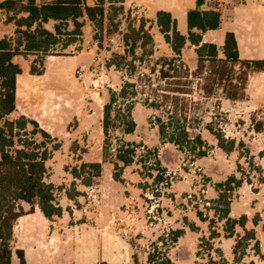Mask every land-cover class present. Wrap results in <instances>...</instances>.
Listing matches in <instances>:
<instances>
[{"label":"trees","instance_id":"16d2710c","mask_svg":"<svg viewBox=\"0 0 264 264\" xmlns=\"http://www.w3.org/2000/svg\"><path fill=\"white\" fill-rule=\"evenodd\" d=\"M126 1L52 0L38 3L37 0H4L0 2V13L4 16V24L13 28L10 36L0 37V264H12L13 254L17 256L18 264H26L23 252L14 250L13 245L12 230L19 217L33 213L37 207L48 220L60 218L64 210L59 205L58 194L64 192L67 199L74 200L80 195L76 191L77 182L86 188L97 184L104 163L113 166L114 180L123 182L121 179L123 170L135 163L140 144L118 140L113 155L110 154L113 144L112 133L115 130L120 129L122 135H132L136 130V123L132 117L136 92L128 93L130 88H135L133 84L124 83L119 92L110 91L109 100L102 110L104 136L102 163L81 162L79 166H74L70 170L66 167L65 171H69L73 179L69 189L46 181L47 162L53 152L60 149V143L43 131L32 119L24 116L9 118L16 111V80L22 74V69L14 59L34 56L29 73L33 76H42L47 57L60 56L59 54L69 47L81 42L85 22H88L92 29L93 40H100L105 23L113 22L110 12L116 15L123 12ZM205 2L206 0H195V7L187 12L186 35L180 34L177 30V21L170 13L164 11L157 12L153 22L140 19L137 25L128 23L126 33L122 35L124 54L113 55L106 66H113L118 71H122L126 66L133 71L135 61H143L144 56H152V49L143 52L140 57H137L136 51L156 45L152 34L151 24H153L171 52L170 57H161L155 63V66L159 67V78L163 82H168L169 86H174L173 89H155L153 92L162 91L163 100H169L175 108L181 102L180 96L191 94L189 89H184L188 83H183L181 80L194 78L203 81L202 84H198L197 89L205 99L245 100L247 78L253 73H264V60H241L235 35L231 32L225 34L221 48L214 44L203 43V35L208 31L218 30L221 25V13L216 5L213 9H205ZM50 22L53 23L51 30L46 28ZM186 46L193 47L195 66L192 70L183 61V51ZM128 97L132 99L131 102L120 103L117 106L120 101L127 102ZM164 105V102H152L150 99L143 101L145 108L153 111L161 110L168 116L170 113L163 109ZM153 119L157 122L160 144L169 143L179 152L190 151L193 154L196 145L203 146L204 141L200 135L190 139L188 128L184 125L179 127V121L173 126L170 121L172 117ZM208 130L223 153L229 154L235 150L234 140L227 139L223 133L215 132L212 128ZM75 150L76 147L72 146V151ZM205 155V151L198 152L200 158ZM149 158H152L155 167L157 166L153 169L156 171L154 182L161 183L166 170L161 167L157 158V149H144V155L138 162L145 168V164L151 161ZM243 182L242 178L230 175L225 181L217 183L214 187L217 197L209 203L213 212L212 218H204L200 211L196 213L200 221L208 222L209 238L201 241H205L209 250H212V242L220 237L214 225L216 222L222 223L224 238L234 240L232 254L235 263L243 259L249 242H254L252 246L254 254L256 256L261 254L254 229H245L246 217L242 216L239 219L230 217L233 192L240 188ZM23 205L28 206L26 211H23ZM252 223L254 226L257 224L256 220ZM189 228L192 231L196 230L193 225H189ZM236 228L242 229L244 232L242 237L237 236ZM183 235L184 230L177 229L170 231L165 238H160L154 245V251L148 255L147 264H174L158 246L161 244L163 248L172 247Z\"/></svg>","mask_w":264,"mask_h":264},{"label":"rangeland","instance_id":"374dc122","mask_svg":"<svg viewBox=\"0 0 264 264\" xmlns=\"http://www.w3.org/2000/svg\"><path fill=\"white\" fill-rule=\"evenodd\" d=\"M209 3L212 6L216 5L215 1H209ZM110 15L113 22L105 23L100 40H93V34L90 33L89 25L86 24L83 28L81 42L59 54L60 57L45 64V77H32L28 71L22 73L21 79L28 81L36 79L39 96L48 91L73 92L75 86L82 88L85 78H79L77 71L80 70L88 80L83 87L86 100L82 108L92 116L91 122L83 121L82 124L86 130H89L83 138L84 144L77 145L75 151H72L73 145L70 144L69 146L65 145L60 153L53 152L51 159L47 162V178L59 183L57 185H63L69 189L71 183L63 180L66 179L65 174H68L71 179L72 177L65 169L67 167L70 170L74 166L80 165V157L87 151L84 147L90 144L89 148L93 159L102 155L103 106L109 100L110 91L119 92L124 83L133 84L135 88H130L128 93L136 92L132 116L137 128L132 135H122L120 129L115 130L112 133L113 144L110 154L113 155V149L118 144V140L141 145L137 151L135 163L129 166L126 172L128 179L136 172L140 175V183L134 185V188L139 189L140 192L136 194L134 188L125 192L124 203L120 205L125 217V226L118 231L119 236L129 243L136 257H145L144 262L136 264H147V257L154 251L156 242L162 237L165 238L170 231L182 228L185 230V235L180 244L176 246V243L172 247L164 248L161 244L158 246L161 248L160 251L167 255L174 264H264V255L256 256L252 250L254 242H249L243 259L239 263H235L232 254L234 240L223 243L222 223L216 222L214 225V229L219 232L220 237L212 242V250L207 249L205 241H201V239L209 238L208 222L200 221L196 214L197 211H200L204 218H212L213 212L210 210L211 204L209 203L217 197L215 185L225 181L230 175L242 178L244 182L240 188L233 192L231 204L234 203V211L239 215V218L246 217L245 229H254L256 239L260 244V253H262L261 250L264 251V117L259 116V113L239 117L236 112L240 109L234 105L222 104L217 98H203L197 89L198 84H202L203 81L194 78L181 80L183 83H188L184 89H189L191 94L180 96L181 102L177 107L174 108L169 100L164 101L162 91L153 92L155 89L168 90L174 87L173 85L169 86L168 82L161 81L158 74L159 67L155 66L161 57H170L168 47L163 42H161V46L156 44L154 47L147 46L144 50L138 49L137 57L151 49L153 55L144 56L143 61H135L133 71L126 66L122 71L116 70L113 66L107 67L106 63L113 55L124 54L122 35L126 33L128 23L137 25L140 20L136 15H133L131 9L124 8L123 12H119L117 15L110 12ZM176 20L178 31L184 34L186 17L177 16ZM151 27H153L154 42L162 41L153 24ZM81 53L86 60L90 61V65L86 69L82 64V57L79 59L68 57ZM188 53L186 52V56H183V61L190 66L194 56L191 51V54ZM14 61L22 68L26 67L23 59ZM190 69L192 70V68ZM97 93L99 97H93V94ZM78 99L79 97L72 98L71 102L74 103ZM145 99L158 103L164 102L163 109L171 115L167 116L161 110L153 111L145 108L143 106ZM126 101L118 102L117 106L120 103L127 104L132 99L128 97ZM78 103L77 108H79ZM156 117L162 119L172 117L173 119L170 121L173 126L177 125V121H179V127L184 125L188 128L190 139L200 135L204 141L203 146L196 145V151L193 154L190 151L179 152L174 145L169 143L160 144L157 122L153 119ZM184 118H186L185 121ZM77 126L78 123L71 120L67 130H73ZM209 128L215 132L223 133L227 139L234 140L236 142L235 150L229 154L223 153L217 147L216 140L208 130ZM35 139L39 140L38 137ZM56 142L60 143V147L62 146L57 139ZM142 146L144 149H157V158L161 167L166 170L161 183L154 182L156 171L153 169H156L157 166L155 167L156 164L154 165L152 158H149L151 161L145 164V168L138 162L144 155ZM199 151H205L206 155L200 158ZM68 155L71 157L69 160H67ZM64 162L66 164L62 166ZM111 172H114L113 167ZM124 182H122L123 185H125ZM251 192L258 193L254 196V200ZM63 194L64 192L58 194L59 203L64 198ZM239 196L245 197V201H242L244 204L240 203L243 204L242 206H239ZM27 209L28 206L23 205V211ZM243 212H247V214L244 215ZM115 215L112 213L110 216ZM254 220L257 222L256 226L252 223ZM126 223H129L130 226H127ZM189 225H197L198 228L192 231ZM236 233L239 237L244 235L240 228H236ZM156 255L158 256L157 253ZM158 263H160V258Z\"/></svg>","mask_w":264,"mask_h":264},{"label":"crops","instance_id":"0c3cea01","mask_svg":"<svg viewBox=\"0 0 264 264\" xmlns=\"http://www.w3.org/2000/svg\"><path fill=\"white\" fill-rule=\"evenodd\" d=\"M2 1L4 0H0V2ZM50 1L52 0H37L38 3ZM209 1L216 2V7L221 13V25L218 30L206 32L202 37L203 43L214 44L221 48L225 34L231 32L235 35L241 60H264V0H255L254 2L251 0H206L205 9L215 8ZM123 6L125 9H131L133 15L138 18L153 22L159 11L170 13L175 20L177 16L186 17L187 12L195 7V0H127ZM86 24L89 25L88 22H85ZM52 26L53 23L50 22L46 28L51 30ZM89 30L91 33L90 25ZM12 31V26L4 24V16L0 13V37L10 36ZM186 33L187 25L185 33L180 34L186 35ZM161 42L163 39L162 41L157 40V46H161ZM168 51L170 52L169 48ZM190 51L194 56L193 47L189 46L185 47L183 56H186V52L191 54ZM58 57L60 56L46 58L42 76H33L29 73L34 56L16 57L14 60L23 59L26 67L22 68L18 64L22 73L28 71L32 77L39 78L46 75L45 64ZM68 57L76 59L82 57L85 69L90 65V61L86 60L83 53ZM192 60L188 66L193 69L195 58ZM21 76L22 74L16 80V111L9 118L24 116L34 120L43 131L61 142L62 146L56 153H60L65 145L71 144L75 147L83 145V138L89 130H86L82 124L83 121L91 122L92 116L82 108L86 100L83 87L88 82L87 78L82 74L79 78H85L83 86L82 88L75 86L73 92L48 91L39 96L36 79L28 81L21 79ZM245 94L246 99L243 101H230L221 98H217V100L222 104L230 103L239 108L240 110L236 112L239 117H246L247 114L253 113H259V116L264 117V73H253L248 76ZM98 95V93L93 94V97H99ZM77 97H79L77 101L71 102L72 98ZM77 103L80 109L77 108ZM71 120L77 122L78 126L68 131L67 127ZM89 145L84 147L87 151L80 157L79 162L102 163V155L96 159L91 157ZM70 158L68 155L67 160ZM65 164L64 162L62 166ZM112 167L111 164H102L101 177L97 184L91 187L86 188L77 182L76 191L80 195L74 200L67 199L63 194L64 198L59 205L64 211L60 218L48 220L36 207L33 213L17 219L12 230L13 245L14 250L23 252L26 264H136L144 262L145 257H136L129 243L125 242L118 233L125 226L124 213L120 207L124 203L125 192L132 190L135 184H139L141 177L136 172L128 179L126 172L129 167L125 168L121 177L125 181V186L122 182L114 180L111 172ZM65 176L66 179L63 181L69 183L73 181L68 174ZM46 181L56 186L59 184L49 178ZM134 189L136 194H139V189ZM251 193L254 200V196L258 193ZM239 201V206H242L245 197L239 196ZM112 213L116 215L111 217ZM243 214L246 215L247 212H243ZM230 217L239 218V215L235 214L234 203L230 206ZM126 224L130 226L129 223ZM196 226L195 228H198ZM182 230L184 229L182 228ZM183 236L179 238L176 246L183 240ZM230 240L232 239L224 238L222 241L226 243ZM261 252L264 255V251L261 250ZM12 264H18L15 254L12 256Z\"/></svg>","mask_w":264,"mask_h":264},{"label":"built area","instance_id":"2783aa9c","mask_svg":"<svg viewBox=\"0 0 264 264\" xmlns=\"http://www.w3.org/2000/svg\"><path fill=\"white\" fill-rule=\"evenodd\" d=\"M77 74H78V76H82V71H78ZM95 86H97V85H95Z\"/></svg>","mask_w":264,"mask_h":264}]
</instances>
